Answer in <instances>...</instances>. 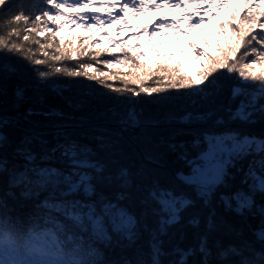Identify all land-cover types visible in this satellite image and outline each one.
<instances>
[{
    "label": "snow or ice",
    "instance_id": "6c2138e0",
    "mask_svg": "<svg viewBox=\"0 0 264 264\" xmlns=\"http://www.w3.org/2000/svg\"><path fill=\"white\" fill-rule=\"evenodd\" d=\"M96 3L105 9L103 13L64 11L86 9ZM227 3L228 0H39V3L35 0H0V17L8 18L0 23L9 29L0 33V52L20 54L34 66H45L46 71L35 69L41 78L51 74L83 77L128 100L142 94L153 97L169 90L185 89L190 97L212 102L223 91L216 74L221 70L238 73L239 82L229 88L228 120L255 124L264 120V0H238L240 8L228 13L224 20L215 21L224 39L215 42L214 51L191 41L183 48L160 51L157 47L169 30L174 39H179L200 27L205 17L212 22L213 10L225 7ZM160 7L179 8L182 15L171 21L167 17L160 18L151 32L148 25H139L143 33L134 32L128 42L114 39L111 30L99 38L91 34L85 36L83 32L68 37L62 35L72 26L91 33L105 24L114 28L120 23L123 30L129 23L126 17L132 13ZM182 21L187 27L181 26ZM153 38H156L155 42ZM149 51L160 59L145 61L143 57ZM178 51L190 52L201 61L197 75L184 71L182 62L170 63L173 53ZM105 55L108 58H103ZM82 59L91 62H81ZM149 84L152 86H146ZM17 95L22 92L18 90ZM234 103L235 109L230 106ZM212 114L211 111L203 116L189 113L181 120L198 121ZM138 119L139 114L129 110L123 122L135 126ZM8 124V118L0 115V128ZM201 136L202 140L198 136L194 146L199 148L203 143L204 147L199 148L193 159H188L185 152L182 158L190 172L187 175L178 173V180L192 187L197 197L208 204L215 188L229 175L228 168L251 157L247 169L241 163L237 171L243 172L242 183L248 184L250 192L264 195V136L244 134L231 128L220 133L205 131ZM34 138L25 137L16 148V154L25 161L22 166L13 164L9 168L7 158L0 156V174L7 173L9 177L6 186L0 188V264H163L160 258L165 255L173 257L168 264H189V257L197 253L201 256L199 264H210L213 254L208 246V232L215 226L211 216L207 218V232L198 235L196 245L187 249L177 245L169 252L163 251L161 237L180 224L181 213L194 204L186 193L177 192L175 187L162 186L156 180L147 187L133 185L132 174L126 167L110 171L109 165L115 163L114 160L106 163L95 158L96 153L91 148L69 138L46 150L39 158L41 161L60 160L66 168L42 167L36 163L37 155L27 147ZM97 139L102 144L107 143L103 134ZM5 141L7 137L0 132V147ZM39 142L47 144L43 139ZM57 152L59 156H54ZM113 187L119 191L110 195L103 191ZM42 191L49 194L40 201ZM21 198L35 201L29 219L31 226L27 228L21 226L20 221L7 218V202ZM134 200L142 208L139 217L129 211L128 205ZM222 200L226 207L240 214L254 207L252 195L243 190L230 198L222 197ZM232 201H235V208ZM260 214L264 216V206ZM149 218L153 221L151 225ZM200 223L198 215H192L186 222L193 228H199ZM89 229L104 244H119L126 239L128 245H133L142 233H147L149 252L141 251L133 260L125 257L117 261H98L99 251L90 246L85 250L78 236ZM254 234L264 242V224ZM216 247L218 264H264V252L247 258L241 249L232 245L223 248L217 243ZM230 256L240 259L230 261Z\"/></svg>",
    "mask_w": 264,
    "mask_h": 264
},
{
    "label": "trees",
    "instance_id": "16d2710c",
    "mask_svg": "<svg viewBox=\"0 0 264 264\" xmlns=\"http://www.w3.org/2000/svg\"><path fill=\"white\" fill-rule=\"evenodd\" d=\"M35 2L39 3V0ZM228 3L231 9L227 7L214 9L211 13L212 22L205 17L204 23L198 27L203 35V41L197 44L198 46L214 51L215 42L224 39L219 34L215 21L224 20L228 13L241 7L238 0H228ZM7 19L6 16L0 17L2 21ZM8 30L3 23H0V33ZM107 31L109 29L105 28L104 32H99L95 37L99 38ZM113 38L124 41L119 37L113 36ZM33 50L35 51V45ZM103 58L108 57L105 55ZM159 59L156 56L155 59L145 61L152 62ZM81 62L91 61L82 59ZM176 62L181 61L172 57L170 63ZM198 63V67L190 75H197L202 66L200 60ZM5 68L11 70H4ZM36 68L47 70L45 66L32 65L20 54L0 52V115L9 120L7 126L0 128V132L7 137L3 147H0V156L7 158L9 168L13 164L22 166L25 163L23 158L16 154V148L21 145L25 137H35L27 147L37 155L36 163L42 167L65 169L66 164L60 160L41 161L39 158L46 150L55 147L57 143H64L65 138H69L91 148L96 153L95 158L106 163L110 159L114 160L115 163L109 165L110 171L115 172L119 167H126L132 174L133 185L147 187L156 180L162 186L175 187L177 192L186 193L194 201L193 206L181 213L180 224L170 228L168 235L161 237L164 241V252H169L177 245L185 249L196 245L198 235L207 232L206 222L209 216L212 217L215 225L214 229L208 232V246L213 254L210 257V264H218L215 256L218 251L217 243L223 248L229 245L239 248L243 256L247 258L264 252V242H261L254 234L264 224V216L260 214L261 207L264 206V195L259 192H250L248 184L242 183L243 172L237 171L241 163L246 170L248 159L251 157L237 163L236 167L228 168L229 175L225 177L224 183L215 188L208 204L197 197L192 187L184 185L177 179V174L180 172L189 174L190 167L182 157L185 152L188 159L197 156L199 148H203L204 145L201 143L199 148L195 147L194 141L198 136L202 140L201 134L205 131L220 133L225 128H231L240 130L244 134L264 136V120H258L255 124L228 120L226 109L229 107V88L239 82L238 73L229 74L221 70L216 74L218 84L223 91L212 102L190 97L188 90L185 89L169 90L153 97L142 94L139 98L132 97L128 100L83 77L51 74L41 78ZM183 70L187 71L185 68ZM18 90L22 92V95H17ZM230 106L235 109L237 105L234 103ZM129 110L139 114L138 123L135 126L125 125L123 122ZM207 111L213 113L207 119L189 122L181 120V117L189 113L193 116H203ZM48 114L56 115V117L49 119L46 117ZM221 120L225 123H216ZM101 134L106 137V144L100 143L97 139ZM40 139L46 140L47 144H41ZM173 145L177 147L173 149L171 147ZM54 156H59V152ZM21 170H23L22 167ZM8 180L7 173L0 174V188L6 186ZM239 190L252 195L254 201V207L250 210L245 209L243 214L229 209L222 200V197L230 198ZM15 191L18 192L19 189ZM103 191L106 195H110L119 189L113 187ZM48 194V191L40 192L39 200L43 201ZM7 204L9 220L20 221L24 228L31 226L29 219L35 204L33 199L9 200ZM232 205L235 208V201H232ZM128 207L130 212L139 217L142 208L137 200ZM192 215L200 217L199 228L187 226L186 222ZM148 223L150 225L153 223L152 218L148 219ZM78 236L85 250H88L90 246L99 251L101 255L96 257L98 261H117L125 257L133 260L139 252H149L147 233H142L133 245H128L126 239L119 244L115 242L104 244L91 234L90 229L78 233ZM160 259L163 264H168L173 257L165 255ZM228 259L238 261L240 257L230 256ZM200 260L201 256L197 253L189 257V264H199Z\"/></svg>",
    "mask_w": 264,
    "mask_h": 264
},
{
    "label": "rangeland",
    "instance_id": "374dc122",
    "mask_svg": "<svg viewBox=\"0 0 264 264\" xmlns=\"http://www.w3.org/2000/svg\"><path fill=\"white\" fill-rule=\"evenodd\" d=\"M189 8H192L193 5H188ZM227 8H230L229 3L225 6ZM64 11L67 12H74L79 11L84 13L87 11L89 14L93 12H99L103 13L105 9L97 3V5H91L88 6L86 9H65ZM180 15H182V12L179 8H173V7H160V8H150L146 12H134L129 17H126V19L129 21L128 25L121 30L120 23H118L114 28L110 24H105L103 28L97 27L92 30L91 33L87 32L84 29L77 28L75 26H72L70 30H64L62 32V35L65 37L71 36L74 33H81L83 32L85 36L87 35H93L95 37L96 34L99 32H104L105 28L109 29L113 32L114 37H119L121 39H124V41L128 42L129 37L133 35L134 32H141L143 33V29L139 27V25H148L149 31H153V25L160 22V18L167 17L169 21H171L173 18H178ZM122 23V22H121ZM182 27H187L186 24L181 22ZM156 38H153L155 42ZM163 43L158 44L157 47L160 51H165V49H173V48H183L187 45L189 41L195 43L196 45L201 43L203 41V35L198 30V28H194L190 30L186 35L181 36L179 39H174L172 32L169 30V33L167 35H164L162 37ZM133 43H140V41H133ZM211 44V42L209 43ZM155 54L151 51H149L148 55L144 56V60H149L154 58ZM173 58L180 59L182 62L183 68L187 70L189 74H192L195 69L199 65V60L194 58L190 52L185 51H178L173 53ZM49 119H54L56 115L48 114L46 116ZM119 124L123 125L122 122H119Z\"/></svg>",
    "mask_w": 264,
    "mask_h": 264
}]
</instances>
